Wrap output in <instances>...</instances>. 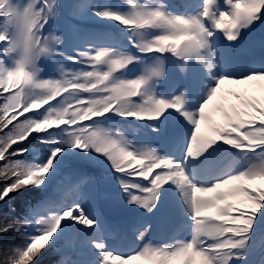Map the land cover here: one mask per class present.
<instances>
[{
    "label": "clouds",
    "instance_id": "9594fccd",
    "mask_svg": "<svg viewBox=\"0 0 264 264\" xmlns=\"http://www.w3.org/2000/svg\"><path fill=\"white\" fill-rule=\"evenodd\" d=\"M60 3L0 0V96L4 97L0 201L44 185L66 148L95 152L119 174L117 182L127 194V205L150 214L165 186L172 185L191 221L189 239L159 244L146 240L152 226L145 223L136 230L143 246L131 254L107 251L103 242L92 241L101 253V264L134 259L143 264H247L257 216L264 210V186L249 187L251 181H264V103L245 100L239 109L233 105L231 111L223 110L222 122L214 121L205 106L221 89V81L237 85L264 81V70L240 76L215 74L216 33L237 41L264 15V0H225L226 10L219 7V0H202L195 11L183 13L170 10L167 0H124L126 10L93 6L95 16L121 26L127 45L112 34L88 41L74 35L71 53L62 50L66 37L59 28L45 30L59 18ZM169 58L182 75L195 63L214 81L195 110L186 107V90L159 94V85L168 78ZM42 61L52 62L53 74L44 75ZM134 65L139 71L129 75ZM170 110L191 126L184 161L199 160L220 146L234 150L222 158L210 183L208 178L194 177L184 162L163 155L153 144H136L124 128L102 122L110 115L161 122ZM160 130L152 127L153 132ZM33 137L44 145L46 155L28 158L29 147H14ZM79 197L77 191L74 199ZM66 200L62 197L59 204L41 206L26 216L0 215V234L15 230L20 237L17 244H0V264H34L65 221L86 228L96 225L79 204L65 206ZM77 212L79 216L74 215ZM262 246L264 237L256 249Z\"/></svg>",
    "mask_w": 264,
    "mask_h": 264
},
{
    "label": "rangeland",
    "instance_id": "374dc122",
    "mask_svg": "<svg viewBox=\"0 0 264 264\" xmlns=\"http://www.w3.org/2000/svg\"><path fill=\"white\" fill-rule=\"evenodd\" d=\"M79 2L80 3H78V5L76 4L71 6L68 5V3L72 4V0H61L60 3V10L62 13L69 16L72 20L76 21L75 16L72 14L74 9V12L83 15L81 19L86 25L81 27L74 26L72 30V36L78 33H87L86 38L90 40L104 38L107 34H112L115 37L116 33L123 31L121 26L115 24V22L95 16L90 9L92 0H90V2L89 0H83V2ZM110 3H115L118 6L120 1L109 0V4L106 7L110 6ZM220 5L224 8L223 10L227 9L226 3L221 2ZM119 6L122 10H126L128 7V5L124 2H121ZM86 11H89L87 13L88 15L85 14ZM99 23L102 24L103 27H100L98 25ZM76 30H78V33ZM248 31L249 29L243 30L241 37L247 36ZM235 44L236 42L226 45L225 48L228 50L232 49ZM72 45L73 40L66 38V49L63 51L70 53ZM245 45L246 44L240 48L244 47ZM240 48L239 50H241ZM235 54L236 56L238 54L240 55V51ZM240 59L241 56L239 58H235V62L232 65H236ZM48 70L49 68L46 69V72H48ZM229 94L231 95V98H228ZM237 96H239V98H244L245 100L254 98L251 101L258 100L261 103H264V81H257V84L255 82H247L241 84L239 87H237V84L221 85V89L218 91L216 97H214V102L216 99L218 107L213 113L210 114L212 118H218L215 117L217 115L221 116L225 108L228 110V106H226V104H221L222 99H227L228 103L231 104V102H234L236 99H238ZM115 117L117 118V116ZM165 120L163 121L165 122ZM128 121L129 120H123L121 118L113 119V117H108L106 120L102 118V122L108 127H112L113 124H121L122 126H125ZM135 123L144 124L148 122L135 121ZM159 126L163 129L165 128L161 125ZM128 128L129 127L127 126L126 134L129 135L135 143L138 141L141 144L145 143V140H148V137L144 138L141 136L142 133H140V131L128 132ZM174 128L175 127L173 126L172 129ZM5 131H7V129ZM178 134H180V132ZM0 135H3V133H0ZM158 136L162 137L159 134ZM29 141H34L37 143V145L31 146L33 143L28 142L27 145H16L14 147H29L31 150L30 153H34V155L29 156L30 158L42 152H45L46 155V149L44 145L40 144L37 138L33 137ZM71 152H73V150L66 148L65 151L57 158L53 171L49 174V178L45 181L44 185L39 188L29 187L12 194L4 201H0V215L21 217L28 215L31 210L36 209L35 204L42 200L46 192L50 191L47 197L45 196L44 200L47 199L44 202L45 204H41L40 206H37V208L48 204H59L62 198L61 195L65 194L66 197L64 199H67L65 206H70L72 203L79 204L89 215V218L96 221V225L92 228H86L83 225H79L71 220L65 221L62 225L61 231L53 237V242L37 257L39 259L34 262V264H58L54 257H59L60 260H62V262L59 264H101V253L94 247L92 241L103 242L105 245V250L107 251L124 253L120 249V246L125 241L126 233H132L131 229L136 230L142 227L145 223L150 224L147 217V215H150L149 213H141L139 211L140 208L127 205V194L121 190L117 182V177L119 174L113 171L110 164L103 156L97 155L95 152L91 151L88 153L82 152L85 154L83 155L85 156V162L91 170L88 176L77 182H72V180H69V175L65 172L66 165L63 162L62 156ZM162 153H165V151H162ZM2 163L3 162H0V164ZM136 182L142 185H147L146 181ZM260 184L264 185V181H260ZM78 189H81L82 193L79 192V199H74L77 192L76 190ZM173 198H176V200L173 201ZM238 198L242 199V197ZM238 206L243 207L244 205L238 204ZM176 207L179 209L178 214H180V211L184 207L179 192L175 187L173 189L172 187L166 185L162 192L160 202L156 208L157 210H160V216L164 219L162 223L163 227L170 220L167 216H165V212ZM113 208L118 211H113ZM74 215H76V213H74ZM106 217H112V220L110 221L116 227L113 226V232L108 230L102 234L103 227L106 229L111 228V225L102 226V219ZM107 221L109 220L107 219L106 222ZM254 228L255 235L252 242L253 251H251L249 254L247 264H264V259H262V257H264V246H262V248L259 250L256 249L257 241L261 237H264V210H262L261 213H258ZM93 230L95 235L90 236L91 233L89 232ZM29 231L32 232L33 230L29 229ZM150 231H152V227ZM123 233L124 235H122ZM116 234L118 237H116ZM119 235H122V237L119 238ZM153 240H157V237H153ZM19 242L20 237L17 235L15 230H10L7 233L0 234V244L8 245L17 244ZM140 242L141 245L139 244L137 246L138 248L143 246V241ZM81 248L84 250L81 251ZM76 253H79L80 256H87L90 261L78 258L73 259ZM46 257H48L50 260ZM125 264H143V262L134 259L126 260ZM233 264H239V262L233 261Z\"/></svg>",
    "mask_w": 264,
    "mask_h": 264
},
{
    "label": "bare ground",
    "instance_id": "6f19581e",
    "mask_svg": "<svg viewBox=\"0 0 264 264\" xmlns=\"http://www.w3.org/2000/svg\"><path fill=\"white\" fill-rule=\"evenodd\" d=\"M200 1L201 0H197L198 3H200ZM107 2H108L107 0H102V1H100V0H92L91 8L93 6H96L97 8H104V7H106ZM221 2L225 3V0H220V3ZM119 5L117 6L115 3H110V6H108V8H120ZM191 9H192V11H195L196 10V5H192ZM255 25H264V15L261 16L260 21L255 23L254 26ZM221 35H223V34H221ZM237 42H238V40H237ZM215 44H216V47L218 49H223L221 40H215ZM43 63L44 64H48V62H44V61H43ZM176 63H175V65H171L170 63H168V78L165 81L161 82V84L159 86L163 87V88H170L173 83L179 82L180 89L176 93V94H178L179 91L181 90V87L184 88V85H183V83H184L185 84V88H186L185 90L187 91V106L186 107L188 108L190 102L193 99H202L201 100V102H202L203 99L205 98V94L203 92V88L204 87L209 88L214 83V81H212L210 86L209 85H205L204 84V79H206L208 76L205 74L203 68H201L200 66H198L195 63H192L190 65V67L192 68V74H190L189 77L184 78V77H182V74L178 71V69L176 67ZM258 63H259V61H258ZM244 64H245V62L241 63V65H244ZM246 67H249V65L247 64ZM258 67H259V70H262L264 68V66H258ZM249 68L251 69V67H249ZM216 72H217V69L215 71V74H216ZM208 79L211 80L209 77H208ZM182 81H183V83H182ZM252 82H255L257 84V81H252ZM239 85H237V87H239ZM213 102L214 101H211L209 103V105H207L208 111H211V109H212L211 106H212ZM170 116H174V118L177 120L178 124L183 128V130L188 131L190 129V125H188L187 122L184 121L183 118L179 116V114L173 112ZM182 156H183V154L179 158H182ZM179 158H177V159L180 160ZM220 162H221V160H216L214 157H212L211 159H209V162H208L209 165L207 167L203 168L202 170L197 171V175L201 176V172L203 170H209L210 167H212V168L216 167L217 164L220 163ZM210 171L208 172V174L204 175V178H208V176L210 174ZM251 186H253L252 188H257V187H262L264 185L260 184V181H253V182H249V187H251ZM40 205L41 204L38 203V204H36V207L40 206ZM158 224H159V221L157 222V225L155 226L156 228L158 227ZM154 232H155V229L152 230V231H149V233H148V235L146 237L147 238L146 240H151L150 234L154 233ZM152 242L153 243H157V244L161 243L159 241H152ZM74 258L82 259L83 256H80L79 253H76Z\"/></svg>",
    "mask_w": 264,
    "mask_h": 264
},
{
    "label": "snow or ice",
    "instance_id": "6c2138e0",
    "mask_svg": "<svg viewBox=\"0 0 264 264\" xmlns=\"http://www.w3.org/2000/svg\"><path fill=\"white\" fill-rule=\"evenodd\" d=\"M223 84H224V82H223V81H221V85H223ZM219 90H220V89H217V93H218V91H219ZM214 97H216V95H214V96H213V99H214ZM212 101H213V100H212ZM210 102H211V101H210ZM210 102H209V103H210ZM205 107H207V105H206ZM230 199H231V198H230ZM76 215H77V216H79V215H80V213H79V212H77V213H76ZM84 215H86V216H88V217H89V215H88V214L85 212V210H84ZM84 223L86 224V223H87V221H84Z\"/></svg>",
    "mask_w": 264,
    "mask_h": 264
},
{
    "label": "trees",
    "instance_id": "16d2710c",
    "mask_svg": "<svg viewBox=\"0 0 264 264\" xmlns=\"http://www.w3.org/2000/svg\"><path fill=\"white\" fill-rule=\"evenodd\" d=\"M28 142H29V141H28ZM28 142H27V143H28ZM27 143H26L25 145H27ZM26 154H29V153H26ZM26 154H25V155H26ZM38 195H39V194H38ZM46 258L49 259L48 257H46ZM57 258H58V257H54V259H57ZM38 259H39V258H37L34 262H36ZM49 260H50V259H49ZM38 262H39V261H38Z\"/></svg>",
    "mask_w": 264,
    "mask_h": 264
}]
</instances>
